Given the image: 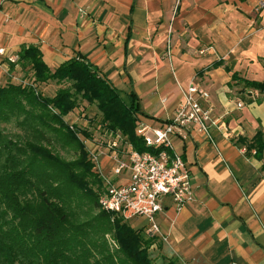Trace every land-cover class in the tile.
<instances>
[{
    "label": "crops",
    "instance_id": "1",
    "mask_svg": "<svg viewBox=\"0 0 264 264\" xmlns=\"http://www.w3.org/2000/svg\"><path fill=\"white\" fill-rule=\"evenodd\" d=\"M28 47L51 71L81 54L119 90L131 88L155 126L193 78L223 126L212 140L176 143L194 200L180 210L165 202L158 223L168 239L152 238V260L264 264V150L258 158L242 145L264 132V93L244 87L264 82V0H0V48L18 56ZM20 67L0 56V82Z\"/></svg>",
    "mask_w": 264,
    "mask_h": 264
},
{
    "label": "trees",
    "instance_id": "2",
    "mask_svg": "<svg viewBox=\"0 0 264 264\" xmlns=\"http://www.w3.org/2000/svg\"><path fill=\"white\" fill-rule=\"evenodd\" d=\"M17 64L32 72L34 86L0 85V264H153L152 238L100 209L102 181L81 140L89 134L64 120L85 101L97 111L88 121L102 133H119L122 144L150 152L135 134L140 122L152 119L138 96L129 88L122 97L79 53L51 71L38 49L22 48ZM49 82L66 86L50 97L35 90ZM244 87L263 92L264 82L245 81ZM9 125L20 134H11ZM242 145L260 158L264 132ZM57 146L73 159L58 155Z\"/></svg>",
    "mask_w": 264,
    "mask_h": 264
},
{
    "label": "built area",
    "instance_id": "3",
    "mask_svg": "<svg viewBox=\"0 0 264 264\" xmlns=\"http://www.w3.org/2000/svg\"><path fill=\"white\" fill-rule=\"evenodd\" d=\"M0 56L10 64L18 62V56L5 55L3 48H0ZM179 93L170 119L158 126L140 122L135 128V134L150 152L139 153L125 144L121 152L125 153V159H122L116 155L113 143L105 153H95L87 148L93 170L102 181L100 209L128 223L143 220V235L157 237L162 242H167L168 236L161 233L158 218L164 211L165 202L169 201L180 210L194 200L191 176L176 143L183 144L193 134L212 140V130L223 126L208 105V92L193 78L184 88L179 87ZM254 93L253 90L246 91L248 96ZM166 101V98L161 99L162 104ZM236 106L241 108L243 104L237 102ZM100 155L108 157L112 163L107 171H103L101 162H97Z\"/></svg>",
    "mask_w": 264,
    "mask_h": 264
},
{
    "label": "rangeland",
    "instance_id": "4",
    "mask_svg": "<svg viewBox=\"0 0 264 264\" xmlns=\"http://www.w3.org/2000/svg\"><path fill=\"white\" fill-rule=\"evenodd\" d=\"M20 69L21 70H18L17 76H15L16 79L14 78L12 79V77H7V79L4 78V80L0 82V85L12 83V84H21V85H26V86L28 85L34 86V84L32 83L33 82L32 81L33 79L31 76L32 72L22 69L21 67ZM63 86H66V84L65 83L57 84L55 82H49L47 84L36 85L35 90H37L40 94H42V96L50 97L54 95L57 89ZM120 92L122 93L121 96L124 97L123 96L124 91L120 90ZM96 114H97V111L93 105H88L85 101H80L77 108L74 111H72L69 115H67L64 120L68 125L75 126L78 129H84L89 134V138L81 137V140L83 144L85 145L86 149L88 148L90 150H96L97 152L105 153L109 149L108 147L109 144L113 143V145L115 144V150L120 152V153L117 152L116 155H118L122 159H125V156H124L125 153L124 154L121 153L124 150L125 144H122V139H120L122 137H120V134L116 133V136H112L111 134L102 133L95 122L91 124L90 121H88L92 119L94 116H96ZM7 128L9 129L11 134L13 133L20 134L21 132L18 128L12 125H9ZM54 151L58 155H60L61 157L67 160H71L74 157L73 153H71L70 150L64 151L60 149L58 146L55 148ZM103 158L104 156L100 155L97 159V162H101ZM94 190L96 191L97 189L94 188ZM99 192H100V189L98 190V193ZM72 199H73L74 204H76L77 201L74 200V197H72L71 200ZM131 226H136V224L133 223L131 224ZM105 238L107 242L109 243V246L111 247L110 252H112V248H114V245L110 241V238L108 236H106ZM151 248H152V245L148 248V252L150 254V257L152 258ZM161 263L169 264L170 262L167 263V261H162Z\"/></svg>",
    "mask_w": 264,
    "mask_h": 264
}]
</instances>
